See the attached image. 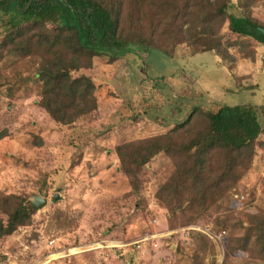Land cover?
I'll use <instances>...</instances> for the list:
<instances>
[{"label":"rangeland","instance_id":"rangeland-1","mask_svg":"<svg viewBox=\"0 0 264 264\" xmlns=\"http://www.w3.org/2000/svg\"><path fill=\"white\" fill-rule=\"evenodd\" d=\"M250 15L264 21V0L255 1ZM125 51L71 73L95 84L96 108L69 126L37 106L30 82L27 89L6 90L13 70L24 78L33 69L0 52V194L45 201L28 226L0 237V264H196L194 254L201 264H264L263 253L252 256L251 242L236 253L242 227L264 222L263 137L236 185L195 220L155 196L173 172L169 158L156 155L130 184L114 154L119 144L166 133L174 110L182 111L178 121L211 102L264 109V67L239 61L231 73L209 52L188 57L184 46L172 59L138 44ZM244 69L249 79L241 86L233 77ZM256 117L264 126V116ZM5 219L0 212L2 224Z\"/></svg>","mask_w":264,"mask_h":264},{"label":"trees","instance_id":"trees-1","mask_svg":"<svg viewBox=\"0 0 264 264\" xmlns=\"http://www.w3.org/2000/svg\"><path fill=\"white\" fill-rule=\"evenodd\" d=\"M255 1L0 0V52L33 69L24 78L13 70L6 90L27 89L30 82L37 106L54 123L69 126L96 108L95 84L71 73L87 70L96 57L114 61L130 44L158 50L169 59L177 46H184L188 57L209 52L231 72L238 60L253 62L255 46L264 45V37L253 32L264 29V21L250 15ZM224 26L226 33L221 32ZM259 110L251 104L229 107L211 102L193 106L178 121L175 117L182 111H171L169 118L175 122L166 133L114 148L119 168L133 184L153 157L169 158L173 172L155 196L165 205L178 204L195 220L249 168L255 142L264 138L256 118ZM34 211L23 197L0 194V212L6 216L4 224L0 221V237L28 226ZM242 230L236 253L251 242L252 256L264 254V222Z\"/></svg>","mask_w":264,"mask_h":264},{"label":"crops","instance_id":"crops-1","mask_svg":"<svg viewBox=\"0 0 264 264\" xmlns=\"http://www.w3.org/2000/svg\"><path fill=\"white\" fill-rule=\"evenodd\" d=\"M263 59H264V45L262 44H257L255 46V60L253 62L249 61V60H238L234 66V68L232 69L231 73H233L234 69L237 67L238 62L239 61H247L249 62L248 64H254L257 68H262L264 67V63H263ZM219 61V60H218ZM246 72V69H244L242 71V75L239 77H233L235 79H238L240 81V85L242 86L243 82L246 81L247 79H249L248 74L244 73ZM242 88V87H241ZM261 111H264V109H262V107H260V110L258 111V113L261 116H264V113H261ZM257 118V117H256ZM261 127V126H260ZM261 128H264V126H262Z\"/></svg>","mask_w":264,"mask_h":264},{"label":"water","instance_id":"water-1","mask_svg":"<svg viewBox=\"0 0 264 264\" xmlns=\"http://www.w3.org/2000/svg\"><path fill=\"white\" fill-rule=\"evenodd\" d=\"M253 32H254L256 35H258V36H262V37H264V29L255 28V29H253ZM52 199L55 200L56 197L53 196ZM31 205H32V207H33L35 210H37V209H40L42 206L45 205V201L42 200V199H40V198H38V197H34V198H33V201H31Z\"/></svg>","mask_w":264,"mask_h":264},{"label":"built area","instance_id":"built-area-1","mask_svg":"<svg viewBox=\"0 0 264 264\" xmlns=\"http://www.w3.org/2000/svg\"><path fill=\"white\" fill-rule=\"evenodd\" d=\"M263 61H264V59H263ZM232 198L236 201V200H242L243 199V197L241 196V195H239V194H233L232 195ZM206 237H208L209 239H211L212 241H216V240H219V239H216L215 237H210V236H207V235H205ZM153 237V236H152ZM146 239H149V238H144L143 240H146ZM142 240V241H143Z\"/></svg>","mask_w":264,"mask_h":264}]
</instances>
